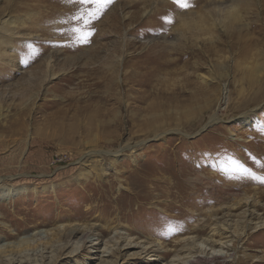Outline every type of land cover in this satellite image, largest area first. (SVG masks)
<instances>
[{
	"label": "rangeland",
	"instance_id": "374dc122",
	"mask_svg": "<svg viewBox=\"0 0 264 264\" xmlns=\"http://www.w3.org/2000/svg\"><path fill=\"white\" fill-rule=\"evenodd\" d=\"M140 1L114 0L88 43L80 21L20 23L67 13L60 0H10L0 16L33 34L12 50L0 31L13 55L0 52V264H132L147 241L171 251L164 264L175 240L194 242L196 264H264V0H222L236 18L201 31L197 11L217 3ZM43 59L57 76L36 84ZM246 196L260 207H236ZM214 231L224 246L202 241Z\"/></svg>",
	"mask_w": 264,
	"mask_h": 264
},
{
	"label": "bare ground",
	"instance_id": "6f19581e",
	"mask_svg": "<svg viewBox=\"0 0 264 264\" xmlns=\"http://www.w3.org/2000/svg\"><path fill=\"white\" fill-rule=\"evenodd\" d=\"M10 0H6V2H5V6H2V7H0V16H2L5 12H6V10L8 9V8H11V7H9L8 6V2H9ZM28 1V0H27ZM60 1H62V2H65V3H67L68 5L67 6H65L67 9H68V11H67V13L66 12H64V11H59V9H57L56 7H54V9H53V12L51 13V14H49V15H45V16H43V17H40V19H38V20H36V23H34L33 22V19H34V17H35V15H37V13H35L36 12V10H34V9H36V8H34V9H31V6H29V4L28 3H25L24 4V9L25 10H30L31 9V11L29 12V13H27V17H25L24 19H22L21 18V20H20V23L22 24V25H26L27 23H25V19H27L28 21H30L31 22V24L29 25V27H24V28H26V29H28L29 31H32L33 29H35V28H37L38 30L39 29H41V30H47V26L44 24V23H48L49 21L48 20H52L53 18L55 19V18H58V17H60V19H62V20H66V21H70V20H73V21H80L79 23H84V21L83 20H81V19H77V17H80L81 15L79 14L80 12L78 11V10H76L75 8L79 5V0H60ZM75 1V2H74ZM154 0H141L140 2H153ZM157 1V3L158 2H161V1H159V0H156ZM21 2V1H20ZM202 2H204L205 4H207V5H211V4H214V3H217L216 5H215V10H214V13H211V14H207V15H203L201 12H203V10H202V8L201 9H199L197 12L199 13V19H198V21H196V23H195V28L196 29H198L199 31H201V30H208V29H211V28H214V27H219V28H221L222 26H224L225 25V21H226V19L227 18H236V15L235 14H233L231 17H227V11H231L230 9H227V5L222 1V0H191V4H198V3H202ZM150 3V4H151ZM20 4V3H19ZM239 3L237 2L236 3V0H233V2H232V4L231 5H229V6H232L233 8H235L237 5H238ZM14 5V4H13ZM12 5V6H13ZM21 5H23V4H21ZM162 5L163 6H167L168 7V9L169 8H171L172 10H171V13L173 14V11L175 10V8H177V5L176 4H172V3H167V2H165V1H163V3H162ZM164 7V8H165ZM195 7V6H194ZM13 8H15V7H13ZM22 8V7H21ZM23 9V8H22ZM159 9H161V8H159ZM158 9V10H159ZM12 10H14V9H12ZM18 10H20L19 9V6H18ZM162 10V9H161ZM106 11V10H105ZM115 11V10H114ZM114 11L112 10V11H109L108 13H107V15H108V17H107V19H110V20H112V18H113V16H114ZM105 13V12H104ZM159 13H161L160 11H159ZM189 14H190V12H189ZM225 14V15H224ZM6 17H4V18H2L1 19V21H0V31L2 32V30H4V29H8L7 30V33L6 34H8V38L10 39L9 41H11V44H10V46L9 47H11V49L12 50H15V48H14V45H13V43H14V41H15V38H18V39H22V40H26V41H29L30 40V38H33V34L32 33H26V35H17L16 36V34L17 33H15V29L17 30V29H19V25H17L16 24V21H15V18H13L12 16H7V15H5ZM34 16V17H33ZM54 16V17H53ZM168 16V15H167ZM188 16H190V15H188ZM23 17V16H22ZM32 17H33V19H32ZM169 17H172V15L170 14L169 15ZM181 17V19H182V21H183V25L185 26H189L191 23H188V20L186 19V18H184L183 17V15L182 16H180ZM186 17V16H185ZM42 18H44V20L42 19ZM100 19V18H99ZM175 19V18H174ZM41 21H44L43 23L41 22ZM112 21H114V20H112ZM56 22V21H55ZM60 22V21H59ZM94 21H92V24H91V28H92V26H93V23ZM51 23V22H50ZM116 23H117V21H116ZM55 24V23H54ZM169 24V23H168ZM53 25V24H52ZM59 25V24H58ZM78 25V24H77ZM115 25V24H114ZM165 25V24H164ZM36 26H38V27H36ZM59 28V27H58ZM63 28V27H62ZM158 28V27H157ZM177 28V27H176ZM11 30H13L12 32H13V34L12 33H9V31L11 32ZM64 30H66V31H68V28L67 27H65L64 28ZM60 31V30H59ZM63 31V30H62ZM17 32V31H16ZM4 33V32H3ZM19 33V32H18ZM25 33V32H24ZM7 37V36H6ZM2 41H4V40H2ZM1 41V42H2ZM25 41V42H26ZM0 42V43H1ZM62 44L64 43V45L65 46H67V45H70V46H72V48H74L75 47V43H76V41H75V43H74V45L71 43V44H69L68 42H65V41H63V42H61ZM63 45V46H64ZM163 46V45H162ZM159 47H160V44H159ZM162 48H165V47H162ZM3 49V51L1 52V50ZM45 48H41V50L43 51ZM0 52H1V54H2V56L4 57V55L5 56H8L11 60H12V57H13V55L12 54H7L6 53V50H5V47L4 48H2L1 46H0ZM161 54H159L157 57H153L151 60L152 61H154V60H156L157 58L158 59H163L164 57H165V55L167 54V52L165 51V52H160ZM97 55H98V53H97ZM95 56H96V53H95ZM167 56V55H166ZM157 59V60H158ZM166 59V58H165ZM159 60V63H158V65H159V67L161 68V67H164V65L165 64H167L168 63V60L166 59V60ZM170 60V59H169ZM148 61V60H147ZM157 63V62H156ZM147 64V63H146ZM115 63H113V67H115ZM151 65V64H150ZM38 66H40V68H41V72H40V76H39V78L36 80V84L37 83H43V82H46V81H48V80H51V79H53L54 77H56L57 76V72L54 70V69H52V67L50 66V64H49V62H47V61H44V59L39 63V65ZM150 69H152V68H150ZM158 69V68H157ZM157 69H155V70H157ZM6 70H7V68H6ZM154 70V71H155ZM158 71V70H157ZM34 73V72H33ZM110 73V75H111V79L113 80V79H116V76H117V70H112V72H109ZM113 77V78H112ZM137 80H138V78H137ZM26 81H28V80H26ZM31 81V80H30ZM29 81V82H30ZM70 81V80H69ZM34 83V82H33ZM140 83V82H139ZM250 200V196H246V197H244V198H242L240 201H239V203L236 205V207L238 206V205H240V206H248V205H252V206H254L255 208H259L260 207V205L259 204H255L256 203V200H253L252 199V201L250 202L249 201ZM254 202V203H253ZM236 207H233L232 209H230V211H232L234 208H236ZM237 209V208H236ZM262 209L264 210V207H262ZM253 214H254V212H252ZM214 215V214H213ZM252 215V214H251ZM245 227V226H244ZM188 229V228H187ZM215 229V228H214ZM192 230L193 231H196L197 233H200V232H203L204 231V229H201V227L199 228V227H194V228H192ZM200 231V232H199ZM220 231V230H219ZM219 231H217V232H213L212 233V235H209V236H207V237H205L202 241L204 242V243H206L207 245H211L212 246V248H214V246H218V245H220L221 243H223L222 244V246H224V244H226L227 243V241H225L224 239L227 237L225 234H226V232H219ZM78 232H80L79 231V229H73V230H71V231H68L67 232V236H69L70 238L72 237V236H74L75 234H77ZM205 233V232H204ZM200 236V234H197V236ZM217 237H219L218 239H216ZM198 238V237H197ZM189 239H190V237L189 238H184V239H182V240H186L187 242L189 241ZM221 243H220V242ZM133 242H136V243H140L139 241H137V239H134L133 240ZM179 242H181V241H176L175 240V243H174V249L172 250V251H174V256H173V258H172V260H170V261H167V263H164V264H179V263H182V262H184L183 264H196V263H199L203 258L202 257H200V255H198V256H194V255H187V254H191L192 253V249H193V245H194V242H193V244L191 243H189L188 242V245H183V246H179ZM98 242H96V243H94V244H97ZM153 242L152 241H147L146 242V245H144V246H142V251H141V253H140V256H138L137 257V261L136 262H134V263H132V264H144V263H148V264H154L155 262H157V261H159L160 260V262H162L163 260H166V256H168L170 253H171V251L170 250H165L164 252H162V253H159L160 252V249L161 248H163L161 245H162V242H159V243H156V244H152ZM143 244V243H142ZM150 245V246H149ZM234 245V244H233ZM129 246V245H128ZM131 246V245H130ZM228 246H230V245H227V247ZM83 247H86V245L85 244H83ZM200 248V247H199ZM117 250L118 249H116V250H113L112 251V253H117ZM120 250V249H119ZM195 250V249H194ZM201 250H203L202 248H201ZM205 250H206V247H205ZM182 252H185L186 253V255L187 256H185V257H182ZM202 252H204V250L202 251ZM157 253H159V254H157ZM122 256H124V255H122ZM227 256V255H226Z\"/></svg>",
	"mask_w": 264,
	"mask_h": 264
},
{
	"label": "snow or ice",
	"instance_id": "6c2138e0",
	"mask_svg": "<svg viewBox=\"0 0 264 264\" xmlns=\"http://www.w3.org/2000/svg\"><path fill=\"white\" fill-rule=\"evenodd\" d=\"M114 2V0H81V3L84 5L90 6L89 9H86V15H82L77 17V19H81L84 21L86 28H74L73 31L75 33H84L83 35L78 36L81 43L90 42V37L94 33V29L91 28V24L93 20L99 19L100 16L104 13V11ZM181 8H190L193 5L191 4V0H174ZM169 22H171V18L165 17Z\"/></svg>",
	"mask_w": 264,
	"mask_h": 264
}]
</instances>
